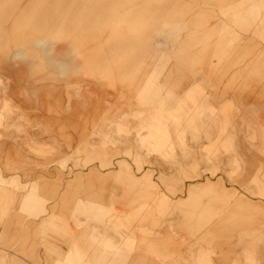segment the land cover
<instances>
[{"label": "rangeland", "instance_id": "1", "mask_svg": "<svg viewBox=\"0 0 264 264\" xmlns=\"http://www.w3.org/2000/svg\"><path fill=\"white\" fill-rule=\"evenodd\" d=\"M0 264H264V0H0Z\"/></svg>", "mask_w": 264, "mask_h": 264}]
</instances>
